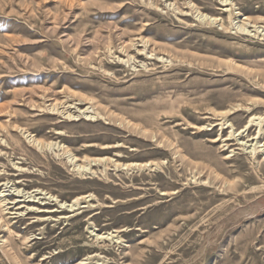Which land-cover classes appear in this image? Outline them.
I'll return each mask as SVG.
<instances>
[{"label":"rangeland","instance_id":"374dc122","mask_svg":"<svg viewBox=\"0 0 264 264\" xmlns=\"http://www.w3.org/2000/svg\"><path fill=\"white\" fill-rule=\"evenodd\" d=\"M263 150L264 0H0V264H264Z\"/></svg>","mask_w":264,"mask_h":264},{"label":"bare ground","instance_id":"6f19581e","mask_svg":"<svg viewBox=\"0 0 264 264\" xmlns=\"http://www.w3.org/2000/svg\"><path fill=\"white\" fill-rule=\"evenodd\" d=\"M245 20H247V19H245ZM55 106L56 105H53L52 107H54V109L52 110V111H58L56 108H55ZM67 110H70V107H66V105L62 108V110H61V112L59 113V114H62L63 116H67L66 117V119L67 120H69V121H71L72 119H73V117H72V115L69 113V111H67ZM90 117V116H89ZM254 120L255 119H251V121H250V123L246 126V128H250L251 127V124H252V122H254ZM16 130L18 131V132H20L23 136H25V138L27 139V141H28V143L30 144V145H32V146H34V147H36L37 149H39V150H42L43 149V145H42V143H41V141H39L37 138H36V136L35 135H33V134H31L30 132H28L26 129H24V128H21V127H18V128H16ZM246 131H244V130H242L241 132H240V134L239 135H242L243 133H245ZM262 133H263V129H260V131L258 132V134H257V136H255V139L253 138V140H258V139H260L261 138V135H262ZM238 135V136H239ZM235 136V135H234ZM250 137V136H249ZM231 138H232V136H231ZM231 140V139H230ZM5 143H7V142H5ZM7 145L8 146H6V147H9V146H11L10 144H8L7 143ZM28 145V144H27ZM45 145V144H44ZM49 146H51V145H48V147ZM247 146V145H246ZM46 147V146H45ZM62 147V146H61ZM255 147V146H254ZM51 148V147H50ZM64 148V147H63ZM254 150H255V152H254ZM254 150L251 152L252 153V155L254 156V159H258V157H255L256 156V153H257V149L256 148H254ZM261 152V151H260ZM263 153H264V150L262 151ZM258 155H259V152H258ZM259 160V159H258ZM80 168H83V170H84V167H80ZM230 184V183H229ZM31 198H33V197H31ZM29 199H30V197H29ZM4 201V200H3ZM25 202V201H24ZM27 202H35L34 200H29V201H27ZM78 201H76L70 208L72 209L74 206H77V203ZM64 203V202H63ZM109 237V236H108ZM98 238H99V240H106V238L105 237H103V236H98Z\"/></svg>","mask_w":264,"mask_h":264}]
</instances>
